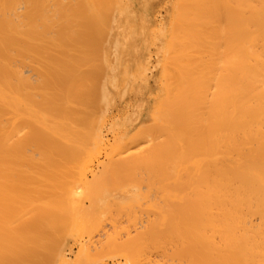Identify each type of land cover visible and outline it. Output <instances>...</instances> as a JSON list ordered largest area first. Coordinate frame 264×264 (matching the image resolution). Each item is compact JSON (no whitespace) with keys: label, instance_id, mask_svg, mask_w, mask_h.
Segmentation results:
<instances>
[{"label":"bare ground","instance_id":"1","mask_svg":"<svg viewBox=\"0 0 264 264\" xmlns=\"http://www.w3.org/2000/svg\"><path fill=\"white\" fill-rule=\"evenodd\" d=\"M93 1H94L93 4H96L97 2L101 3L100 5H97L98 3L94 5V11L97 14L99 13L98 14L100 15L99 17L102 18L100 19L101 26L99 25V20H96L95 16L97 14L93 13L92 11L93 15L95 14L94 17L95 20L98 22L97 25L99 27L95 25L97 22H95L94 24L95 20L91 22L93 18H91L90 21L91 23L88 22L89 20L87 21V19L91 17L88 16L89 14L87 13V10L90 12L92 10L90 8L92 7L90 5L91 4L90 2H92L91 0L90 2L89 1L87 2L86 0H0V264H53L54 262L56 263V261L58 260L56 258L57 255L56 257H54V255L51 254V251L52 252L55 251L56 247L54 249L50 247H52L55 243L58 242L57 249L60 250L59 247L61 248L62 246L61 243H63V237H65L67 234H62L61 236H59V238L62 237V240L60 238L61 241L59 244V238H57V236H55V239H53L54 238L53 232L56 231L59 232V230H63V232L65 231L70 232V230H73L72 227L74 225L76 226L78 223H81L79 225L80 226L83 225L85 228L89 226L88 225L89 222L86 221V219L83 220L84 218L83 216H82V220L77 216L78 213L82 211V209L80 210V208H83V204H84L80 200L81 199L80 197L83 196L80 193L81 192L83 193L84 187H86L87 189H89L90 187L88 186L89 187L88 188L86 184H85L86 186H84L83 188L80 187L81 185L79 186L80 190L77 189V193L79 192L78 194L81 195L79 196L80 198L79 199L76 195V191L73 190L74 189L73 186L75 185V182H73L74 185L71 186V190H69L68 188L70 186L67 187L66 185H68V183L70 182L69 181L70 179L67 180L68 176H70L69 178H72V176H74L72 179L74 180L77 179L75 176L78 173L75 174L71 172L70 167L78 168L80 161H82V158L84 157L83 155L84 151L82 149L83 147L79 148L81 150L78 151V147L82 145V144L80 145V143H82V141L80 140L82 139V137H84L86 140L84 139L83 140L85 141L86 144L87 143L86 141H88L89 138L91 137V136L90 137L87 136L88 137L87 138L86 137L87 132L86 133L83 132L84 133L83 134L80 131V129L77 127H81L82 129L85 130L87 129L90 130L91 129L90 125H92L93 127L95 123L94 120L96 121V119H98L97 114H95V116L93 115L95 118L97 116V118L94 119L92 118L93 116L90 117L92 114H89L88 111L87 113L90 116L86 115L85 110H84L85 112L81 109H80L81 111L79 110V107L87 105L86 103L90 100L88 98L89 96L90 98L93 97V96L91 97V93L88 90L90 89L92 91L93 89V91H96V89L91 87H93L94 85L96 86L97 83L92 82L90 85L89 76H95L94 77L95 79H97L98 77V80L101 81L100 79L101 77H104V75L100 76L99 73H101L102 75V72H105V76L106 74L109 73V72L106 73L107 66L104 67L105 66L104 63L106 61H110V62L113 61V63H115L114 54H116L115 52L118 49L114 47L118 44V42L117 44H114L117 41L115 40L114 42V39L116 37L114 38V34L111 31H110L111 33L109 32L110 28L112 29L115 23L114 0L113 1L109 0V2L111 1L110 6L108 5L107 0H96V2L95 0ZM194 1L195 0H193L192 2ZM197 1L198 0H196V2L193 4L189 3V5H187L186 1H184L185 3L182 1L184 3V6L182 2H181L182 6L181 3L178 4L179 7L180 6L182 7V9L180 7L179 10H183L182 15L181 13L177 14L179 16L180 15L182 16V24L181 25L178 24L180 26H178L177 29L176 28L177 23L176 22L174 23L175 24L174 26L176 27L174 26L173 27L177 29L175 30V32L177 33L176 34L175 32L172 33L173 35L175 34V36H173V42L171 44L173 45L171 47L172 50L170 49L169 52V54L171 53L173 56L172 58L169 57L170 62H167L169 64L171 63L170 68L168 70L166 69L167 70L166 76H168V78H166L167 80L165 82L168 88L169 104L166 103L167 99H165L164 101L166 103L165 105L168 104V106L165 107L164 109L165 111L163 112L160 111V113L161 112L163 113L161 114L162 117L160 116L161 121H164V123L166 124L165 126L166 128H164V126L157 127L154 126L153 124L151 125V127L149 126L150 128L146 127L148 128V130L151 129L152 126L154 128L157 127L156 130L154 128L152 129L153 132L150 130L153 134L151 137L154 136V133L156 131L157 132L155 133V135L160 132L162 133L161 131L162 128L164 130L166 129L168 132L167 138L164 141H162L163 134L160 135L161 138L158 137L159 134L156 135V137L160 140H156V142L154 143L151 142V144L148 143L150 144L149 145L150 147L148 146L146 148L145 146L144 148L142 147L144 149L143 151H140L139 148L140 153H138V151L135 150L136 146L139 145L137 144V140L135 142V144L137 145L134 147V149L127 147L128 144L132 142L131 139L130 143L128 142V144L123 145V148L126 146L127 148H129L127 150L132 152V153L129 152L131 156L128 155L129 153H127L126 155L127 157L125 158L123 157L125 159V161L123 162L120 161L121 159L120 156H117V158L119 157L118 158L119 160L117 161L116 165L119 164V162H121V165L119 164L120 166H118L119 170H116V168L115 169L113 168L112 170V173H114L113 171L116 170L115 171L116 177H118V180L124 182L128 179L127 181L130 180V182L135 181L136 183H138L139 181L142 184H144L145 182L143 181L145 179L143 177L146 176L149 177L148 179V182L150 180L149 184L152 181H155V179L157 181L160 180L158 182L162 183L161 181L166 179L168 180L169 177L170 179L172 177H175L176 179H179V181L181 180L180 185L182 182H184L183 180L184 172L182 178L181 176L182 174L179 176H177L176 174H175L176 176L175 175L170 176L171 175L170 170L172 169L173 174L175 169H178L179 172L187 171L186 172L187 175L189 173V175H192L193 179H191L190 177L189 183L191 184L186 183L183 186L185 187V185L189 184L190 192H188L187 194L185 193L186 194L185 196H182L179 200L175 202L170 201L169 199H168L169 201L167 200L164 201L163 199L161 200L160 198L159 200H161L162 203L158 201L161 203V205L159 203L157 204L160 205L159 207H157L160 208L159 210L158 209L154 211L151 209L149 210L147 206L150 212L148 211L146 213L144 212L145 216L143 215V213H141L143 215V218L145 217V222L144 220H142L143 219L141 217L142 215L138 217L139 218L138 221L141 220L145 223L144 224L142 222L144 225L143 227H141V229L137 228L136 227L137 224L135 225V223L130 224V221H132L133 218H131L130 220L129 212L132 214V216H134L135 219H137L136 217L137 213L130 211L132 207L133 209L137 210L135 208L136 206L129 204L132 206L128 207L129 210L127 211L119 208V206L116 207L117 209H119V213H118L119 216L124 215L125 216L124 218H126L128 215L129 218V220H127L128 226L126 225L127 228H124L126 227L123 226V223H125V219L123 218L124 220L123 221L121 216L119 217L118 215H116L117 213H114L116 204L115 206L114 204L112 205L114 206L113 207L114 209L111 210L116 216L113 215V217H115L113 218L111 216L112 212L110 213V211H109L110 213L109 215L110 217H112V219H115L113 220V222L115 221L114 223L119 222L117 225L115 224L113 225L114 227L116 226V229L119 228L118 226L123 227V230L121 231L122 228H119V231L121 232V234L125 232L123 235L124 238L128 229L131 231L130 228H132V224L134 225L133 227L137 228V229L134 228L135 230L132 229V231L134 232H136L137 230L138 231L137 233H134L135 235L133 234L134 236L129 235L130 238L129 240L126 241L125 239H123V241L125 240V242L122 243L119 240L120 238L118 239L119 241L116 240L118 238L117 234L119 231L116 230L117 232L115 231V233L117 234L114 235L115 233L114 234L112 233L114 231L113 230L114 227L113 228L108 227V224L105 223L106 226L105 229L110 228V230H108L109 233L108 231L107 232L104 231L105 232L104 233L101 230L100 231L103 233L99 231H98L99 233L97 232L96 233L98 234V236L99 234L106 235L107 233L106 237L107 236L109 237V235H111L110 232L112 231L111 232L112 237L117 236V238L116 237L115 239L113 238L115 242L114 241L110 242L111 239L109 237V240L106 241L108 243V244L106 243L107 245L106 246L104 245L105 239L103 237L102 238L104 240L102 238L97 239L96 236L95 237L97 240L95 241L99 242L98 243L99 246L100 244L102 245V242L104 241L103 242L104 246L103 245L102 246L106 248V250L107 247L112 245L113 242L114 249L117 251L116 253L124 257L126 261L125 264L126 263L127 264H171L174 263L175 261L176 264H264V1L256 0V2L254 3L253 1H250L251 3L248 2L249 0L248 1L240 0L241 3H239L240 1H237L238 4H242V1L244 3L247 2L245 3L246 6L247 4L251 6V4L255 5V3L257 4L258 2L262 3L261 5L262 7L260 5H259L260 7L256 5L258 8L256 6H251V9L253 10H249L247 15L244 14L245 16H249L248 19L247 17L243 19L244 15H242L243 18L240 17V19L242 18L243 21L247 20L245 21L244 24L245 26L238 24L239 21L235 22L237 15L233 16L235 18L233 20L234 23H236L237 26L239 25L238 30L242 29V32L244 31V33H245V28L247 30L246 25L248 23L246 22L249 21L250 24L248 26L251 25V21L252 24H254V26L253 25L250 26L249 31L251 27L255 28V30L252 29L253 31H256L255 37L254 36L253 37L255 38V40L258 39L257 41L259 42L257 41L255 42L254 38L252 37L253 44L252 42H250L252 44V48H250L249 43L248 46L245 43V41H243L246 39L245 37L246 34L245 36H243L244 35L243 34L242 36L245 39H240V40L238 39L239 42L242 41V43L245 44L244 46L242 45L243 50H242V46L239 43H237V46H234L235 39L234 40L232 39L234 37L231 35L232 37L231 38L229 36L230 32L223 29L228 32V34L225 35V32L223 33L222 28L219 29L217 28L218 31L221 30L222 33L221 32L219 33L222 35L220 36L219 34V36H217L221 38H217L218 40L216 45L214 46L215 43L213 44V46L210 44L216 41V39L214 38L216 37L215 34L217 33V31L214 30L215 28L212 25L214 22H216V19H218L216 17L222 14V11H220L221 7L225 8L227 15L230 11V10L228 11L227 9L228 6L230 7L231 4H234L236 2L234 0H230V2L229 0H211V1L205 0V2L204 0L202 1L199 0L201 2H197ZM231 1L232 2L234 1V3H232ZM228 2L231 4H229ZM118 3H120V1ZM235 6L236 8H238L237 6L240 5H237L236 3L231 8H234ZM249 6L248 8L250 9ZM184 7L185 9H183ZM254 7L256 8L254 9ZM223 8L222 10L224 11ZM236 8L235 11L237 12L235 14H237L238 11L241 9L238 8V10H236ZM241 10H244V13L247 12V8H246V12L245 9H241ZM122 11L123 10L119 12L123 13ZM132 12L130 14H132ZM163 12H167V11H163ZM219 12H221V14H219ZM117 13H118V8L116 6L115 16ZM177 13L179 12L177 11ZM223 15L225 14L223 13ZM230 15L226 21L231 22L232 18L230 19ZM109 16L112 18H109ZM221 17L219 18L220 20ZM173 19L176 20V18ZM219 19L217 20L218 23L222 21V20L219 21ZM222 19L224 20V17ZM237 19H239V17H237ZM138 20L140 21V19ZM178 20L179 19H177V21ZM179 21L181 22V20ZM229 22L227 24H229ZM231 23L230 26L232 27ZM240 23L243 24V22ZM90 24L92 25L90 26ZM126 24L127 23H125V25ZM146 25L148 26V24ZM219 25L221 24L219 23ZM219 25L216 24L215 27L217 26L219 27ZM224 25L225 24H223V28H226L224 27ZM140 27L142 28V25ZM150 27H146V28H150ZM234 27L236 26L234 25ZM141 28L140 30H142ZM229 28L230 27L228 26V30ZM124 29H122L123 33H124ZM105 30L107 33L105 32ZM172 31H174L173 28ZM209 31L212 33L211 37H210L211 33ZM231 31L232 33H234L233 32L234 30ZM93 32L96 35H94ZM139 32L143 33L142 31ZM238 32H240V30ZM141 33H139V35ZM250 33L254 35L253 32ZM142 35L144 34H141V36ZM223 35L224 37L229 36V40L228 38H226L227 42H229L231 39L233 40L234 43L229 46H231V48H234V51L233 50H231V52L227 51L226 48L228 47V49H230V47L228 46V44H226V42H223L224 41V39H222ZM237 36L240 35L237 34ZM237 36H235V38H237ZM250 36L251 34L249 35V38H251ZM126 37H124V39ZM127 38L129 39V37ZM212 38L214 39L213 42H212L213 40ZM249 38L246 39V42L252 40V39L249 40ZM206 40L207 43L211 46H209L208 44H204L206 43L205 42ZM220 40L221 41L223 40L222 43L226 45V48L221 44L219 45V42H221ZM125 42L128 44V41ZM167 43H168V39H167ZM201 43H203L204 46ZM131 44L134 45L133 42ZM141 45H143V43ZM205 45H208V47ZM95 46L97 47V49H95ZM106 46L109 49L106 48ZM245 46L246 48H244ZM90 47L91 49H89ZM116 47H118V45ZM236 47L238 49L241 47L240 48L241 50L239 49V51H237L238 49H236L235 51ZM114 48L116 49L115 51ZM123 48L124 47H122V49ZM215 48L216 49L219 48L223 50L226 49L225 50L226 53L223 50H216ZM88 49L91 50L92 52L89 51ZM214 49L215 52H210ZM126 51L127 50L125 49V52ZM163 51L164 50H162V52ZM232 51L234 52V54ZM133 52L135 53V50ZM155 52L158 51L155 50ZM90 53L95 56L91 55ZM160 54H162V56L164 55L163 53ZM219 54H221L222 58L218 57L220 56ZM223 54L224 55L228 54V55L224 56ZM230 54L234 57L232 56L230 57L229 56ZM214 55L216 56L214 57ZM87 56L90 58H88ZM115 57L117 58V55H115ZM123 57L124 58L121 57L120 59H118L120 60V63L124 59L126 60L127 56L126 57L123 56ZM92 60L96 62L94 63ZM118 60L116 59V62ZM91 61L93 62V64H91L92 63ZM113 63L111 64L113 65ZM124 67L126 69V66ZM122 68H123V64H122ZM148 70L152 71L150 69ZM169 70L171 72H169ZM96 73H98L97 77L96 75H93ZM141 73L142 72H140V74ZM35 75L36 78H33V76L35 77ZM111 75L112 76L110 78L107 77L109 78V80L112 77H115V75L114 76L113 74ZM137 75H135V77ZM125 77L127 78V76ZM113 79L115 81L114 83L118 82L116 81L117 79L116 80L115 78ZM103 81L104 80L102 79L101 81L102 84ZM163 82L164 81H162V84ZM111 83L113 84V82ZM121 86H119L120 90L122 88ZM124 86L123 89H127L124 88ZM87 92H89L90 94H88ZM124 92L125 90H123V93ZM123 93L122 96L124 97L125 95H123ZM124 94H126V92ZM96 95H98L99 97V95L101 94H96ZM127 95H129V93H127ZM101 96H102L101 101L103 99L104 101L103 105L105 104V106L100 104V100L96 96L93 97L94 99L92 98L91 101H94L97 104L94 103L93 106V102L89 101L88 105L90 107L92 106L91 108H94L95 106L99 105L97 106L98 110L102 107L101 109L103 112V110L106 108V105L108 104V101L110 105L109 108L113 106L112 103L113 101L111 100L112 97L110 98L109 95L103 96L102 93ZM86 97L88 98L87 102H86ZM95 98L97 99L96 101ZM164 102H163V106H165ZM69 105H74L76 108L74 107L72 108ZM87 106L85 108L89 109L90 107ZM95 109L94 111L97 112V110ZM94 111L93 114L95 113ZM109 111L110 110H108V112ZM138 114L140 115V112ZM116 119L117 117L115 118V120ZM102 120L106 121L105 118ZM127 120H129V117ZM63 121H68V122H63ZM69 122L70 123L75 122L72 123L74 124L75 128L73 127L72 124L70 125ZM84 123H86L85 125H87L88 123L90 128L87 127L88 125L86 126L87 129L86 127H83ZM106 123L103 124V126L106 125ZM97 125L98 124H96V126ZM157 129H159L160 132ZM89 130L87 131L90 132ZM99 130H102V128H100ZM166 130L164 132H166ZM68 132H70L71 137L74 140H78V138L81 137L80 140L77 141L79 142L78 147H72L73 146L72 141H68V142H72L71 143L72 146L69 144L65 145L66 143L64 144L62 141H60L61 138L60 139H58L59 137L57 138V136H62V138L64 139L67 138L66 135L70 136ZM101 132L102 131H100V133ZM121 133H123V131ZM150 133L149 135L147 133L145 134L150 136ZM119 135L118 137H120ZM114 137H116L115 134ZM142 138H144V136H142ZM153 138L154 139L152 140L154 141L155 139H157L155 137ZM133 139L135 140V137ZM108 143L110 144V142ZM131 144L133 146L135 145L133 143ZM108 145L107 147H109ZM67 146L69 147L71 146L72 150H77L75 151L76 153L74 151H71V149ZM121 147L119 148L122 149ZM132 150H135L134 154ZM125 152H122L123 156H125L124 155ZM136 152L138 153V155L135 154ZM118 154L116 153V155ZM116 155H113L112 158H114V156ZM132 155L133 158H131ZM90 161L92 163V160ZM103 162L100 163L101 166ZM104 164L102 168L105 167ZM112 164L113 161H111V165ZM113 166L115 167V163L113 164ZM125 168L128 170H126ZM120 169L122 170L125 169L126 171L121 170L122 172H120ZM101 171L99 169L97 172H100L101 174ZM118 171L119 173H121L120 175H122L121 176L122 179L119 178L120 177L119 173H116ZM69 172L70 174L72 173L74 175L72 174L68 175ZM74 172L76 171L74 170ZM130 172H131L130 175L127 174ZM112 173L111 175H113ZM136 173H138L140 176L137 175ZM140 173H142V176ZM143 173L145 176L143 175ZM131 175L134 176V177L132 176L133 180L130 177ZM187 175H185L186 180L188 179L187 177H189ZM97 176L95 177L97 178ZM123 177L125 179H123ZM164 177L165 179H163ZM111 178L112 177H110V180L107 181H111ZM86 179L84 180L86 181ZM84 180L81 179L80 181H84ZM92 180L94 183V177L93 178L91 177V180L87 179L85 183L91 181L90 182L91 184ZM70 183L73 184L72 182ZM83 183L84 182H82V185H84ZM177 183H178L177 188L176 185H174L175 187H173V182L167 183L168 185H166L165 183L164 184L168 187H170L169 185H172L170 189L172 190L177 189L179 192L180 190L184 191L187 188V187L183 188V186L179 185V182ZM149 184L145 183V185H149ZM153 185L155 186V184ZM62 187H65V189L68 188L69 191H66ZM143 187L144 185H142L141 188L143 192H145L144 189H146L145 188L146 186L144 187V189ZM136 188L138 189L139 187L136 185ZM136 188L132 187V189L135 190ZM157 188H159L160 190V187ZM54 189L58 190V194L59 192L61 193V191H64V194L66 195L68 194V196L65 197L66 199L63 198V196L59 197V195L56 194V190ZM112 190L116 191L114 189ZM153 191L156 192L157 190L153 189L152 192ZM152 192H149L150 195ZM153 194L154 193H152V195ZM150 195L148 196L150 197ZM155 195L152 197L154 198ZM158 195L159 194L157 193V196ZM149 197L148 200H152V198L150 197L149 199ZM91 198L95 199V197H91ZM91 198L90 200L92 201ZM45 200L47 201L45 202ZM110 203L111 200L109 202V206ZM88 207L89 205H87V208ZM138 210L141 209L138 208ZM146 210L147 209L143 211ZM120 211H122V213L124 212V214L122 215ZM143 211L141 210L139 211V213ZM96 217L97 216H95V218ZM117 220L119 221L116 222ZM121 222H123L122 225H120ZM140 222L138 223V225L142 226ZM95 224L93 226L94 228L91 227V229H95L97 223ZM100 225L101 224H99V226ZM101 227H103L102 228L103 230L104 226L101 225ZM124 229H126L127 231L126 230L124 231ZM127 233H129V231ZM90 238H94V237L90 236ZM100 239L102 241H100ZM83 240L86 241L88 240V238L86 240L84 238ZM89 241H92V239ZM116 241L121 243L116 245L117 243ZM96 242H94L95 246H97ZM165 242L166 245H164V247L168 245L170 247V245H173L171 246L173 248L170 247L172 249V252L169 247H165L167 249V253L169 248L170 252L168 253V255L171 258L167 257L168 255L166 251L165 252L163 251L166 250L162 246L163 244H165ZM80 244L82 243L79 242V244L77 245ZM89 246H91L92 248L94 244ZM99 246L97 247V249L100 248ZM159 248H162V250L160 249L161 254L159 252L160 251ZM100 249L102 251V254H104L103 250L105 249L103 250L102 248ZM114 249L113 252L115 251ZM155 249L157 252H159V255H157L158 260L153 259L155 254H153L151 257V254L154 252ZM78 252H79L78 254L79 256L83 254H88L86 248L83 247H81V249L79 247ZM96 252L99 255L100 251L97 250ZM96 252H94L93 254V249H92V251L89 252V254L92 253L93 254L92 257H93L94 255H97L95 254ZM165 253L166 256H164ZM170 253H172V255ZM161 255L164 256L163 261H159ZM69 257L70 256H68L67 258ZM54 258H56L57 260L55 259L56 261L53 262ZM165 258L166 261H164ZM169 258L171 259V261L173 259L174 262L173 261L170 262ZM89 259L91 260L92 258ZM113 260L116 259L114 258ZM117 260H118V256H117ZM92 261H96V259H92ZM112 262L113 261H111V263ZM102 263L104 264V262ZM118 263L119 262L117 261V264ZM77 264H84V260L78 259ZM113 264L115 263L113 262Z\"/></svg>","mask_w":264,"mask_h":264},{"label":"rangeland","instance_id":"2","mask_svg":"<svg viewBox=\"0 0 264 264\" xmlns=\"http://www.w3.org/2000/svg\"><path fill=\"white\" fill-rule=\"evenodd\" d=\"M87 2L89 1L90 2V0H86ZM92 2H90L89 4L93 7H90V5H89V7L92 9L91 10V12L90 11H88L87 10V13L89 14L88 16H91V17H89V19H87V21L89 22V23H91V22H93L94 20H95V17H96V20H99V25L101 26V20L100 19H102L101 17H99L100 15H98L95 11H94V5H96V4H93V0H91ZM108 2V5L110 6V3H111V1L109 2V0H107ZM113 1V0H112ZM120 1V3L122 4H120V3H118ZM144 1V2H143ZM154 1V2H153ZM184 1H186V3H187V5H189V3H191V4H193V3H195L196 2V0L194 1V2H192L193 0H180V2H179V0L177 1V0H173V1H171V0H114V5H115V7L117 6V8H118V13L116 14V16H115V7H114V21H115V23H114V25H113V27H112V29L110 28V30H109V32L111 31L113 34H114V42H115V40H117L114 44H117V42H118V47H116V46H114L115 48H118L117 50L114 48V51L116 50V54H114V58H115V60H114V62L115 63H113V61L112 62H110V61H104L105 63H104V67H106L107 66V68H106V73L107 72H109L110 73V75H109V73L108 74H106V76H105V72H102V75H101V73H99L100 74V76H103L104 75V77H105V79H104V77H101V81H102V79L104 80L103 81V84H102V82L101 81H99L98 80V77H97V75H98V73H96V74H93V75H96V77H97V79H95L94 77L95 76H89L90 77V85H91V83L92 82H95V83H97V85H98V87H100V88H98L97 87V85L94 87H91V88H94V89H96V91H93V89H92V91L89 89V88H87V89H89L88 91L91 93V97L93 96V97H98V95H96V94H101L102 95V93H103V96H107V95H109V97L111 98V100L113 101L112 103H113V106H111L110 108H109V101H108V106L106 105V108L104 109V110H106V111H104L103 110V112H102V107L98 110V107L97 106H99V105H97V106H95L96 107V109H95V107L94 108H91L89 105H88V102L89 101H91V99L93 98H90V96L88 97L90 100L87 102V97H86V104L88 105H86L87 107H90L89 109H87V108H85L86 106H81V107H79V110L81 109V110H85L84 112L86 113V115H89V114H92L90 117H92L93 115L95 116V114H97V116H98V119H96L97 118V116H96V118L93 116L92 118H94V119H96V121H97V123H96V121L94 120V125H93V127H92V125H90L91 126V129L89 130V129H87V127L88 128H90V126L88 125V123H87V125H85L86 123H84L83 124V127H86V129L87 130H89L90 132H88L87 130H85V129H82L81 127H77V128H79L80 129V131L83 133V132H87L85 135H86V137L88 136V137H90L89 138V142L88 141H86L87 143L85 144V141L84 140H86L84 137H82V139L80 140V138H78V140H80V141H82V143H80V145L81 146H79L78 147V145H79V142H77L78 140H74L72 137H71V134H70V132H68V134L70 135V136H68V135H66L67 136V138H62V136H57V138L58 139H60V141H62L65 145H71L72 146V142H73V146L72 147H78V151H80L81 149H79V148H82L83 149V151H84V153L83 152H81V153H83V155H84V157L82 158V161H80V163H79V165H78V168L76 167V168H72V167H70L71 168V172H73V173H78V174H76V178L77 179H72L74 176H72V178H69L70 176H68V179L67 180H69L70 182H75V185H74V183L73 184H71L70 182L68 183V185H66L67 187L68 186H70V187H68L69 188V190H71V186H73V190L74 191H76V195H77V197L79 198V196H81L80 194H82L83 196L82 197H80L79 199L81 200V202L82 203H84L83 204V208H80V210L82 209V211H80L79 213H78V218H81V220H82V216L84 217L83 218V220H85L86 219V221H88L89 222V226H87L86 228L82 225V226H80L79 224H81V223H78L76 226L74 225L73 227H72V229L73 230H70V232H67V231H65V232H63V230H59V232L58 231H56V232H53V236H54V238L53 239H55V236H57V238H59V236H61L62 234H67L65 237H63V243H61V245H59V246H61V248L59 247V249L60 250H58L57 248H58V242L57 243H55L52 247H50V248H52V249H54L55 247H56V249H55V251H51V254H53L54 255V257H56V255H57V259L59 260H57L56 258H54L53 259V262L54 261H56V263L54 262L53 264H77L78 263V259H83L84 260V264H103L102 262H104V264H113V262L115 263V264H117V261L119 262L118 264H123V262H124V264H125V259H124V257H122L121 255H119L118 253H116L117 251L114 249V243L112 242V245H108L109 247H107V250H106V248H104L103 246L104 245H106V241H108L109 240V237H110V242L111 241H114L115 242V237L117 238V236H118V238L116 239L117 241H121L122 243H124L125 242V240L127 241V240H129L130 238H129V235H133L134 233H137V231L136 232H134V231H132V229H137V228H139V229H141V227H143V225L145 224L144 222H145V217L143 218V215L145 216V214H144V212L146 213L147 211L148 212H150L149 210L151 209V210H159L160 208H157V207H159L160 205H161V203H162V199L165 201V200H167V201H177V200H179L182 196H185L188 192H190V186H189V184H191V183H189L190 182V177H191V179H193L192 178V175H189V173H188V175H187V171H181V172H179L178 171V169H175V171H174V174H173V172H172V169L170 170L171 171V175L170 176H173V175H177V176H179V175H181L182 176V178H183V172H184V178H183V180H184V182H182L181 183V185H180V182H181V180L179 181V179H176L175 177H172L171 179H170V177L168 178V180L166 179V180H163V179H165V177L162 179L163 181H161L162 183H160V182H158V181H160V180H156L155 179V181H157V182H155V181H152L150 184L152 185H150L149 184V182H150V180H149V182H148V179H149V177H146L145 175H144V173H143V175L145 176V177H143L145 180L143 181V182H145L146 184L148 183L149 185H145V183L144 184H142L141 182H139L138 181V183H136L135 181H131L130 182V180L129 181H121V180H118V177H116V175H115V171L116 170H119V167L118 166H120L121 165V162H123V161H125V157H127L126 155H127V153H129L130 151L129 150H127V149H129V148H127V147H130L131 149L133 148L134 149V147L137 145V144H139V145H137L136 146V149L135 150H137L138 151V153H140L139 152V148H140V151H143L144 149V146H145V148L148 146V147H150L149 145L151 144V142H156V140H160V139H158L157 137H156V135H158V137L159 138H161V136L160 135H162L163 134V139H162V141H164L166 138H167V136H168V132H167V130H166V132H164L165 130L162 128H159V129H161V131H162V133L160 132V130L159 129H157L160 133H158V134H156L155 135V133L157 132H155L154 133V136L153 137H155V138H157V139H155V141L154 140H152V139H154L153 137H151L153 134H152V132H153V126H152V128L151 129H149L148 130V128H150L151 127V125L153 124L154 126H164V128H166L165 126H166V124L164 123V121H161V117H162V115L161 114H163L162 112L163 111H165L164 109H165V107H167L168 106V102H169V95H168V88H167V86H166V78H168V76H166L167 75V70L170 68V64L169 63H167V62H170L169 61V57L170 58H172V54L170 53L169 54V52H170V49L172 50V46L173 45H171L172 44V42H173V36H175V34L177 33V32H175V30H177L178 29V26H180L181 24H182V14H183V10H179V8L182 6V3ZM202 1V0H201ZM201 1H197V2H201ZM206 1H208V0H206ZM211 1V0H210ZM234 1L237 3V5H240V6H237L238 8H241V9H245V12H246V8H247V12L246 13H244V10H239L240 11V13H239V11H238V13L237 14H235L237 11H235V8H236V6L234 7V8H231V7H233L234 6V4H236V3H234ZM232 3H234V4H231V3H229L230 2V0H229V4H231V6L229 7L228 6V11H229V13L226 15V11H225V8H223V7H221V10L220 11H222V14H221V12H219V14H221L220 16H217L216 18H220L222 15H223V13L225 14V15H223L222 17H221V20L219 19V21H221V22H219L221 25H219V23L217 22V20L218 19H216V22H214L213 23V25L212 26H214V30L215 31H217V33L215 34L216 35V37L214 38V39H216V41L215 42H213L214 41V39L212 40V42L213 43H210L212 46H213V44H214V46L216 45V43H217V38H221V37H217V36H219V32H221V30H219L218 31V29L219 28H222V30L223 29H225V30H227L228 32H230L229 33V36L231 37V35L234 37V38H232L233 40L235 39V43L233 42V40L231 39L229 42H227V39L226 38H228V40H229V36H225L224 37V35H223V37H222V39H224V41L223 42H226V44H228V46L229 45H232L233 43L235 44L234 46H237V43H239L241 46L243 45H245V44H243L242 43V41L241 42H239L238 41V39L240 40V39H245L243 36H245V34H246V39L247 38H249V35L251 34V38H249V40H251V41H248V42H246V39L245 40H243V41H245V43L248 45V43H249V47L250 48H252V44H253V38L255 37V34H256V31H253V30H255V28H252L251 27V29H250V31H249V28H250V26H254V24H252V21H251V25L250 26H248L250 23H249V21L248 22H246V23H248L247 25H246V27H247V30H246V28H245V33H244V31L242 32V29H239L240 30V32H238L239 30H238V26H237V24L236 23H234V15L236 16L237 15V17H239V19H237V17H236V20H235V22L236 21H239V23L238 24H240V25H242V26H245L244 24H245V21H247V20H244L243 21V19H245L246 17H247V19H248V17L249 16H245L244 14H248V11L249 10H253V9H251V6H256V5H258V7H260L261 5H262V3L260 2H258L257 4L255 3V5L253 4H251V6H249V4H247V6H246V4L245 3H247V2H243L242 1V4H238V2L237 1H240V0H234ZM246 1H248V0H246ZM250 1H253V3L254 2H256V0L254 1V0H249L248 2H250ZM260 1V0H259ZM262 1H264V0H262ZM95 2H96V0H95ZM103 2V1H102ZM123 2H125V3H127V4H125V3H123ZM170 2V3H169ZM178 2V3H177ZM182 2V3H181ZM204 2H205V0H204ZM203 2V3H204ZM225 2V1H224ZM143 3V4H142ZM161 3H162V5H161ZM166 3V4H165ZM168 3V4H167ZM181 3V6L179 7V5L178 4H180ZM185 3V2H184ZM184 3H183V6H184ZM239 3H241V1L239 2ZM251 3V2H250ZM93 4V5H92ZM101 3H98L97 5H100ZM103 4V3H102ZM125 4V5H124ZM149 4V5H148ZM153 4V5H152ZM177 4V5H176ZM107 5V4H106ZM152 5V6H151ZM227 5V4H226ZM260 5V6H259ZM172 6V7H171ZM176 6V7H175ZM248 6L250 7V9L248 8ZM126 7V8H125ZM139 7H142V8H139ZM188 7V6H187ZM257 7V6H256ZM256 7H254V9L256 8ZM257 7V8H258ZM262 7V6H261ZM87 8V7H86ZM121 8V9H120ZM125 8V9H124ZM161 8V9H160ZM163 8V9H162ZM167 8V9H166ZM176 8V9H175ZM222 8L224 9V11L222 10ZM238 8H236V10H238ZM89 9V8H88ZM120 9V10H119ZM129 10V13H128V10ZM142 9V10H141ZM159 9V10H158ZM181 9H182V7H181ZM183 9H185V7L183 8ZM90 10V9H89ZM121 10H123L122 12L124 13V15H123V13H121V12H119V11H121ZM130 10H131V12H132V14H133V16H137L136 18L135 17H133L132 16V14H130L131 12H130ZM145 10V11H144ZM171 10V11H170ZM92 11H93V13H96L97 15L94 17V15H93V13H92ZM127 11V12H126ZM163 11H167V12H163ZM177 11L179 12V13H177ZM217 11H219V10H217ZM234 11V12H233ZM150 12V13H149ZM120 13V14H119ZM126 13V14H125ZM181 13V17L179 16V15H177V14H180ZM230 13H231V15H230ZM128 14H130V15H128ZM154 14H155V17H154ZM170 14V15H169ZM174 14H176V15H174ZM240 14V15H239ZM92 15H93V17H92ZM158 15V16H157ZM229 15H230V19H231V22H229V21H226L228 18H229ZM242 15H244V18H243V16ZM97 16H98V18H97ZM108 16V15H107ZM150 16V17H149ZM179 18H178V17ZM224 17V20L222 19ZM240 17H242L241 19H240ZM86 18V17H85ZM91 18H93L92 19V21H91ZM109 18H112V17H110L109 16ZM135 19V20H133V19ZM153 18V19H152ZM165 20H164V19ZM167 18V19H166ZM173 18H176V20L175 19H173ZM181 18V19H180ZM226 18V19H225ZM104 19V18H103ZM116 19V20H115ZM138 19H140V21L138 20ZM177 19H179V20H181V22L178 20L177 21ZM229 19V20H230ZM94 21V24H95V22H97V21ZM107 20H109V19H107ZM111 20V19H110ZM138 20V21H137ZM153 20H154V22H153ZM175 20V21H174ZM91 21V22H90ZM132 21V22H131ZM149 21V22H148ZM152 21V22H151ZM157 21V22H156ZM162 21V22H161ZM130 24H129V23ZM152 24H151V23ZM177 23V27L176 26H174L175 24L174 23ZM225 22V23H224ZM229 22V24H227ZM240 22H243V24H241ZM87 23V22H86ZM119 23H120V25H119ZM125 23H127L126 25H125ZM160 25H159V24ZM225 24L224 25V27H226V28H223V24ZM230 23H231V25H232V27L230 26ZM98 24V22L95 24V25H97ZM118 24V25H117ZM137 24V25H136ZM146 24H148V26L146 25ZM178 24H180V25H178ZM215 24V25H214ZM216 24L217 25H219V27L217 26V27H215L216 26ZM92 24H90V26H91ZM94 25V26H95ZM117 25V26H116ZM122 25H125V26H122ZM134 25V26H133ZM142 25V28L140 27ZM150 25H151V27H150ZM159 25V26H158ZM234 25L237 27H234ZM98 26V25H97ZM96 26V27H97ZM120 26V27H119ZM145 26V27H144ZM154 26H155V28H154ZM158 26V27H157ZM176 27V28H174V27ZM228 26L230 27L229 28V30H228ZM99 27V26H98ZM122 27H124V28H122ZM144 27V28H143ZM146 27H150L151 28V30H150V28H146ZM124 29V33H123V31H122V29ZM140 28L142 29V30H140ZM172 28L174 29V31H172ZM213 28V27H212ZM218 28V29H217ZM233 28V29H232ZM126 29H129V30H126ZM162 29V30H161ZM237 29V30H236ZM253 29V30H252ZM108 30V29H107ZM149 30H150V32H149ZM225 30H223V33L225 32V35L226 34H228V32L227 31H225ZM231 30H234L233 32L234 33H232V31ZM139 31H142L143 33H141V32H139ZM158 31V32H157ZM163 31H165V32H163ZM172 31V32H171ZM98 32H99V30H98ZM105 32H106V30H105ZM110 32V33H111ZM118 32V33H117ZM130 32V33H129ZM146 32V33H145ZM173 32H175V34L173 35L172 33ZM210 32V31H209ZM212 32H213V30H212ZM236 32V33H235ZM238 32V33H237ZM250 32H253L254 33V35L252 34V33H250ZM94 33V32H93ZM96 33H97V31H96ZM107 33V32H106ZM135 33V34H134ZM139 33H141V34H144V35H142L141 36V34L139 35ZM147 33H149V34H147ZM154 33V34H153ZM157 33V34H156ZM211 33V32H210ZM209 33V34H210ZM222 33V32H221ZM99 34V33H98ZM124 34V35H123ZM153 34V35H152ZM162 34H163V36H162ZM236 34V35H235ZM237 34L238 35H240V36H237ZM244 34V35H243ZM248 34V35H247ZM94 35H96L95 33H94ZM139 35V36H138ZM150 35V36H149ZM165 35V36H164ZM222 34H220V36H221ZM243 35V36H242ZM122 36H123V38H122ZM129 37V39L127 38V37ZM138 36V37H137ZM149 36V37H148ZM160 36V37H159ZM212 36V33H211V35H210V37ZM235 36H237V38H235ZM242 36V37H241ZM248 36V37H247ZM254 36V37H253ZM124 37H126L125 39H124ZM141 37V38H140ZM146 37V38H145ZM153 37V38H152ZM165 39H164V38ZM238 37H241V38H238ZM253 37V38H252ZM151 38V39H150ZM258 38V37H257ZM256 38V39H257ZM121 39V40H120ZM123 39V40H122ZM158 39H159V41H158ZM161 39H162V41H161ZM167 39H168V43H167ZM237 39V40H236ZM120 40V41H119ZM128 41V44L125 42V41ZM141 40V41H140ZM164 40V41H163ZM210 40V39H209ZM226 40V41H225ZM258 40V39H257ZM257 40H255V38H254V41L256 42ZM261 40V39H260ZM122 41H124V42H122ZM153 41V42H152ZM156 41V42H155ZM221 41V40H220ZM222 41L221 42H219V45L221 44V45H223V46H225V48H226V45H224L223 43H222ZM237 41V42H236ZM262 41V40H261ZM134 43V45L133 44H131V43ZM148 42V43H147ZM206 43H204V44H208L207 43V40L205 41ZM211 42V41H210ZM250 42H252V44L250 43ZM254 42V43H255ZM257 42H259V41H257ZM139 43H140V45H139ZM143 43V45H141ZM163 43H164V45H163ZM122 45V47H124L123 49H122V47H121V45ZM158 46H157V45ZM166 44V45H165ZM203 46H204V44L203 43H201ZM124 45V46H123ZM131 45V46H130ZM138 47H137V46ZM148 45V46H147ZM152 45V46H156V48H155V46L154 47H150V46ZM209 45V44H208ZM208 45H205V46H207L208 47ZM211 45H209V46H211ZM218 45V46H219ZM120 46V47H119ZM130 46V47H129ZM142 46V47H141ZM160 46V47H159ZM243 46H242V50H243ZM248 46H247V48H248ZM108 47H109V45H108ZM107 46H106V48H108ZM132 47H133V49H132ZM149 47V48H148ZM206 47V48H207ZM220 47V46H219ZM222 47V46H221ZM230 47V49H228V47L226 48L227 49V51H229V52H231V50H233L234 51V48H231V46H229ZM233 47V46H232ZM239 47V46H238ZM94 48V47H93ZM121 48V49H120ZM143 48V49H142ZM163 48V49H162ZM205 48V47H204ZM209 48H212V47H209ZM224 48V47H223ZM241 48V47H240ZM239 48V49H240ZM244 48H246V46L244 47ZM89 49H91V47L89 48ZM88 49V50H89ZM95 49H97V47L95 46ZM109 49V48H108ZM125 49L127 50L126 52H125ZM147 49H148V51H147ZM158 49V50H157ZM216 49V48H215ZM215 49L214 50H212V51H210V52H215ZM226 49H219V48H217L216 50H223L225 53H226ZM236 49H238L237 47L235 48V51H236ZM239 49L237 50V51H239ZM93 50V49H92ZM130 50V51H129ZM135 50V53L133 52ZM155 50L156 51H158V52H155ZM162 50H164L163 52H162ZM168 50V51H167ZM208 50V49H207ZM241 50V49H240ZM89 51H91V50H89ZM89 51H87V52H89ZM99 51V50H98ZM107 51V50H106ZM160 51V52H159ZM204 51V50H203ZM232 51V52H233ZM92 52V51H91ZM95 52V51H94ZM93 52V53H94ZM108 52V51H107ZM126 54H124V53ZM128 52V53H127ZM172 52V51H171ZM229 52H227V53H229ZM96 53H97V51H96ZM109 53V52H108ZM155 54V56H154V54ZM157 53V54H156ZM160 53H163L164 55L162 56V54H160ZM237 53V52H236ZM91 54V53H90ZM122 54V55H121ZM128 54H129V56H128ZM150 54V55H149ZM165 54H167V55H165ZM214 54V53H213ZM216 54V53H215ZM233 54H234V52H233ZM89 55V54H88ZM91 55H93V54H91ZM100 55V54H99ZM115 55H117V58L115 57ZM121 55V56H120ZM152 55V56H151ZM171 55V56H170ZM211 55V54H210ZM220 56H218V57H221L222 58V56H221V54H219ZM224 55V54H223ZM226 55V54H225ZM224 55V56H225ZM228 55V54H227ZM226 55V56H227ZM93 56H95V55H93ZM123 56H127L126 57V60L124 59L123 61H121V63H120V60H118V59H120L121 57L122 58H124ZM158 56V57H157ZM216 55H214V57H215ZM230 57L232 56L231 54L229 55ZM237 56V55H236ZM88 57V56H87ZM132 57H134V58H132ZM150 57V58H149ZM158 59H157V58ZM167 57V58H166ZM232 57H234V56H232ZM88 58H90V57H88ZM97 58V57H96ZM129 58V59H128ZM92 59H94V58H92ZM116 59L118 60L117 62H116ZM134 59V60H133ZM136 59V60H135ZM167 61H166V60ZM94 60H96V59H94ZM94 60H92L93 62H94ZM153 60H154V62H153ZM158 60V61H157ZM165 60V61H164ZM91 61V62H92ZM135 61H136V64H135ZM156 61V62H155ZM93 62L91 63V64H93ZM96 62V61H95ZM94 62V63H95ZM119 62V63H118ZM139 62V63H138ZM143 62V63H142ZM145 62V63H144ZM153 64H152V63ZM159 62V63H158ZM108 63V64H107ZM111 63H113V65L111 64ZM117 63H118V65H117ZM130 63V64H129ZM138 63V64H137ZM150 63H151V65H150ZM165 63V64H164ZM122 64H123V68H122ZM161 64V65H160ZM132 65H134V66H132ZM142 65H143V67H142ZM164 65H166V66H164ZM95 66V65H94ZM117 66V67H116ZM124 66H126V69H125V67ZM156 66V67H155ZM113 69H112V68ZM121 67V68H120ZM131 67V68H130ZM116 70H115V69ZM138 68V69H137ZM152 68V69H151ZM153 68H155V69H153ZM107 69H108V71H107ZM121 69V70H120ZM126 71H125V70ZM130 69V70H129ZM137 69V70H136ZM148 69H150V70H152V71H149ZM167 69V70H166ZM113 70H114V72H113ZM144 70V71H143ZM117 71V72H116ZM122 71V72H121ZM125 71V72H124ZM135 71V72H134ZM138 73H137V72ZM164 71V72H163ZM119 72V73H118ZM121 72V73H120ZM140 72H142L141 74H140ZM163 72V73H162ZM169 72H171L170 70H169ZM111 74H113V76L115 75V77H112L110 80H109V78L112 76ZM118 74V75H117ZM138 74V75H137ZM162 74V75H161ZM107 75H109V76H107ZM131 77H130V76ZM135 75H137L136 77H135ZM140 75V76H139ZM119 76V77H118ZM122 76H123V78H122ZM125 76H127V78H129V79H127ZM107 77H109V78H107ZM163 77V78H162ZM33 78H36V75H35V77L33 76ZM38 78V77H37ZM100 78V77H99ZM107 78V79H106ZM113 78H115V80L116 81H118V82H116V83H114L115 81H114V79ZM138 78H139V80H138ZM149 78V79H148ZM95 79V80H94ZM37 80V79H36ZM94 80V81H93ZM121 80V81H120ZM130 80V81H129ZM134 80V81H133ZM162 81H164L163 82V84H162ZM111 82H113V84L111 83ZM126 82V83H125ZM135 84H134V83ZM138 82V83H137ZM151 82V83H150ZM101 83V84H100ZM119 83V84H118ZM122 83H124V84H122ZM133 83V84H132ZM142 83V84H141ZM157 83V84H156ZM161 83V84H160ZM89 84V83H88ZM94 84V83H93ZM114 84H116V85H114ZM126 84V85H125ZM128 84V85H127ZM159 84V85H158ZM102 85V86H101ZM113 85V86H112ZM121 86L122 88H121V90H120V88H119V86ZM125 85V86H124ZM133 85V86H132ZM149 85V86H148ZM156 85V86H155ZM88 86V85H87ZM105 86H106V89H105ZM123 86H124V88H127V89H123ZM127 86V87H126ZM148 86V87H147ZM129 87V88H128ZM133 87V88H132ZM151 87V88H150ZM147 88V89H146ZM155 88V89H154ZM98 89V90H97ZM125 90V92H126V94H124L123 93V90ZM131 89V90H130ZM142 89V90H141ZM100 90V91H99ZM107 90V91H106ZM140 90H141V92H140ZM145 90V91H144ZM150 90V91H149ZM157 90H158V92H157ZM122 91V92H121ZM139 91V92H138ZM153 91V92H152ZM89 92H87L88 94H90ZM99 92V93H98ZM102 92V93H101ZM120 92H121V94H120ZM148 92V93H147ZM165 92V93H164ZM92 93H94V94H92ZM122 93H123V95H125L124 97L122 96ZM127 93H129V95H127ZM134 93V94H133ZM87 94V95H88ZM120 94V95H119ZM137 94H139V95H137ZM142 94V95H141ZM101 95H99V97H98V99L100 100V104L101 105H103V103H104V101H103V99H102V101H101V98H102V96ZM135 96V97H134ZM144 96V97H143ZM160 96V97H159ZM128 97V98H127ZM143 97V98H142ZM154 97V98H153ZM162 97V98H161ZM131 98V99H130ZM133 98V99H132ZM147 98V99H146ZM94 99V98H93ZM136 99V100H135ZM140 99V100H139ZM165 99H167V101H166V103H168L167 105H165L166 103L164 102L165 101ZM97 99L95 98V101H96ZM126 100V101H125ZM147 100V101H146ZM91 102H93V106H94V103L95 104H97L96 102H94V101H91ZM125 102V103H124ZM163 102H164V105L165 106H163ZM124 103V104H123ZM90 104V103H89ZM132 104V105H131ZM144 104V105H143ZM69 106H71L72 108L74 107V108H76L74 105H69ZM103 106H105V104L103 105ZM142 106V107H141ZM146 106V107H145ZM107 107H108V110H110L109 112H108V110H107ZM129 107H130V109H129ZM78 108V107H77ZM124 108V109H123ZM94 109L95 110H97V112H95L94 111ZM78 110V109H77ZM80 110V111H81ZM91 110V111H90ZM101 110V111H100ZM126 110V111H125ZM74 111V110H73ZM82 111V112H83ZM87 111H88V113H87ZM93 111L95 112L94 114H93ZM111 111H112V113H111ZM120 111V112H119ZM160 111H162L161 113H160ZM102 112V113H101ZM105 112V113H104ZM117 112V113H116ZM122 112V113H121ZM140 112V115L138 114ZM100 113V114H99ZM159 113H160V115H159ZM99 114V115H98ZM119 114V115H118ZM122 114V115H121ZM126 114H127V116H126ZM112 115V116H111ZM117 115V116H116ZM134 115H135V117H134ZM138 115H139V117H138ZM88 116V117H89ZM103 116H105V117H103ZM161 116V117H160ZM109 117V118H108ZM113 117V118H112ZM117 117V119L115 120V118ZM128 117H129V120H127L128 119ZM91 118V119H92ZM106 119V121L105 120H102V119ZM112 119H114V120H112ZM137 119V120H136ZM112 120V121H111ZM121 120H122V122H121ZM86 121V120H85ZM99 121V122H98ZM119 121V122H118ZM135 123H134V122ZM153 121H154V123H153ZM63 122H68V121H63ZM107 122V123H106ZM70 123V122H69ZM72 123H75V122H71L70 123V125L72 124ZM106 123V125H108V126H106V125H104L103 126V124H105ZM121 123H123V124H121ZM134 123V124H133ZM147 123V124H146ZM96 124H98L97 126H96ZM110 124V125H109ZM117 124V125H116ZM133 124V125H132ZM73 125V127L75 128V126H74V124H72ZM85 125V126H84ZM101 125V126H100ZM78 126V125H77ZM110 126H111V129H110ZM150 126V127H149ZM72 127V128H73ZM97 127V128H96ZM121 127V128H120ZM146 127H148V128H146ZM156 127V128H157ZM73 128V129H74ZM95 128V129H94ZM100 128H102V130H99ZM115 128H116V130H115ZM133 128V129H132ZM145 128V129H144ZM156 128H154L155 130H156ZM97 129V130H96ZM107 129V130H106ZM110 129V130H109ZM94 130V131H93ZM129 130V131H128ZM149 131V133H150V136H148L149 135V133H148V131ZM151 130V131H150ZM164 130V131H163ZM100 131H102L101 133H100ZM117 131V132H116ZM123 131V133H121ZM143 131H146V132H143ZM111 132H113V133H111ZM115 132V133H114ZM103 133V134H102ZM105 133H107V134H105ZM119 133H120V135H119ZM145 133H147V134H145ZM84 134V133H83ZM88 134H90V135H88ZM114 134H115V136L117 137H114ZM143 134H145V135H143ZM164 134H165V136H164ZM167 134V135H166ZM101 135H102V138H101ZM118 135L120 136V137H118ZM122 135V136H121ZM147 135V136H146ZM104 136V137H103ZM139 136H141V137H139ZM142 136H144V138H142ZM68 137H69V139H68ZM87 137V138H88ZM108 137H109V139H108ZM114 137V138H113ZM135 137V140L133 139ZM139 137V138H138ZM148 137V138H147ZM105 140H104V139ZM116 138V139H115ZM124 138V139H123ZM141 138V139H140ZM63 139H64V141H63ZM70 139H73V140H70ZM84 139V140H83ZM100 139V140H99ZM115 139V140H114ZM118 139V140H117ZM131 139H132V142L131 143H133V144H135V142H136V140H137V144H135L134 146L130 143V141H131ZM143 139V140H142ZM104 140V141H103ZM139 140V141H138ZM145 140H146V142H145ZM68 141H72V142H68ZM107 141V142H106ZM115 141V142H114ZM62 142H60V143H62ZM84 142V143H83ZM104 142V143H103ZM108 142H110V144L108 143ZM123 142V143H122ZM128 142L131 144H128ZM141 142H142V144H141ZM161 142V141H160ZM101 143V144H100ZM118 143V144H117ZM145 143V144H144ZM148 143H150V144H148ZM77 144V145H76ZM84 144V145H83ZM109 144V145H108ZM124 144H128V146L126 147H124L123 148V145ZM158 144V143H157ZM65 145H64V147H65ZM88 145V146H87ZM107 145L109 146V147H107ZM117 145V146H116ZM120 145V146H119ZM71 146L69 147V146H67V147H69L70 149H71ZM87 148H86V147ZM100 146V147H99ZM122 146V147H121ZM131 146H133V147H131ZM94 147V148H93ZM101 147H102V149H101ZM119 147H121L122 149H120ZM143 147V148H142ZM85 148V149H84ZM97 148V149H96ZM109 148H110V150H109ZM74 149H77V148H74ZM109 150V152H108V150ZM120 149V150H119ZM130 149V150H131ZM106 150V151H105ZM117 150H119V151H117ZM127 150V151H126ZM135 150H132L133 151V154H134V152H135ZM71 151H77V150H72L71 149ZM121 151V152H120ZM126 151V152H125ZM105 152V153H104ZM115 152V153H114ZM118 152H119V154H118ZM122 152H125V156H123V154H122ZM76 153V152H75ZM106 153H107V155H106ZM111 153V154H110ZM112 153H114V154H112ZM116 153L118 154V155H116ZM121 153V154H120ZM130 153H132V152H130ZM130 153L128 154V155H130ZM138 153L136 152L135 154L136 155H138ZM97 154V155H96ZM100 154H102V155H100ZM109 154H110V156H109ZM99 155H100V157H99ZM113 155H116V156H114V158H112L113 157ZM103 156V157H102ZM108 156H109V158H108ZM117 156H120V161L121 162H119V164H117L116 165V163H117V161L119 160L118 158H117ZM131 156V155H130ZM96 159H94V158ZM96 157H98V158H96ZM111 157V158H110ZM115 157H116V159H115ZM124 157V158H123ZM129 157V156H128ZM92 158V159H91ZM131 158H133V155H132V157ZM101 159V160H100ZM102 159H103V161L105 162V164H104V162L102 161ZM108 159V160H107ZM90 160H92V163H91V161ZM97 160H98V162H97ZM100 160V161H99ZM132 160V159H131ZM187 160V159H186ZM111 161H113V164L115 163V167L113 166V164L111 165ZM130 161V160H129ZM101 162H103L102 163V166L100 165V163ZM110 162V163H109ZM92 164V166H91V164ZM96 163H98V164H96ZM86 164V165H85ZM103 164H104V168H102L103 167ZM85 165V166H84ZM95 165H96V167H95ZM98 165V166H97ZM107 165V166H106ZM110 165V166H109ZM89 166V167H88ZM91 167V168H90ZM108 167H109V169H108ZM89 168V169H88ZM98 168V169H97ZM103 170H102V169ZM113 168L115 169L116 168V170L115 171H113L114 173H112V170H113ZM123 168V167H122ZM91 169V170H90ZM100 169V171H101V174H100V172H97L98 170ZM126 169V168H125ZM124 169V170H125ZM74 170L76 171V172H74ZM87 170H88V172H87ZM94 170V171H93ZM105 170H106V172H105ZM122 169H120V172H122V171H124V170H122ZM126 170H128V169H126ZM125 170V171H126ZM130 170V169H129ZM81 171V172H80ZM83 171V172H82ZM85 171V172H84ZM169 171V172H170ZM87 172V173H86ZM92 172V173H91ZM110 172V173H109ZM129 172V171H128ZM167 172V171H166ZM177 172V173H176ZM88 173H89V175H88ZM111 173L113 174V175H111ZM116 173H119V171L118 172H116ZM124 173V172H123ZM122 173V174H123ZM186 173V174H185ZM70 174V172L68 173V175ZM72 174V173H71ZM70 174V175H71ZM83 174V175H82ZM99 174H100V176H99ZM121 173H119V175H120ZM127 174H131V172L130 173H127ZM137 175H139L138 173H136ZM141 174V176H142V173H140ZM168 174V173H167ZM191 174V173H190ZM72 175H74V174H72ZM99 177H98V176ZM111 175V176H110ZM118 175V174H117ZM175 175V176H176ZM185 175H187V176H189V177H187L188 179L186 180V176ZM95 176H97V178L95 177ZM108 176H110V177H112L111 178V181H107V180H110V177H108ZM122 175H120V177L119 178H121L122 179V177H121ZM124 176H125V174H124ZM132 176L133 175H131L130 177H131V179H132ZM140 176V175H139ZM163 176H165V175H163ZM169 176V175H168ZM91 177L93 178L94 177V183H93V180H92V183L90 184V182L91 181H89L88 183H85L86 181H87V179L88 180H91ZM134 177V176H133ZM86 179V181L84 180V179ZM96 178V179H95ZM142 178V179H143ZM84 180V181H80V180ZM123 179H125L124 177H123ZM130 179V178H129ZM137 179V178H136ZM140 179V178H139ZM141 179V180H142ZM66 180V181H67ZM97 180V181H96ZM117 180V181H116ZM133 180V179H132ZM153 180H154V178H153ZM178 180V181H177ZM187 182H186V181ZM119 181H121V182H119ZM82 182H84L83 184L84 185H82ZM98 182V183H97ZM110 184H109V183ZM125 183V185H124V183ZM153 182H155V183H153ZM170 182H173V187H175L174 185H176V188L178 187V183L177 182H179V185L180 186H183L184 184H186V183H189V184H187V185H185V187L183 186V188H186L187 189V191H186V189L184 190V191H181L180 189V192L176 189V190H172V189H170L171 188V186L172 185H169L170 187H168V186H166V185H168L167 183H170ZM79 183V184H78ZM116 183V184H115ZM141 183V184H140ZM166 185H165V184ZM176 183V184H175ZM69 184H71V185H69ZM87 185V187L89 188V189H87L86 187H84V186H86ZM123 184V185H122ZM153 184H155V186L153 185ZM81 185V186H80ZM93 185H94V187H93ZM136 185L140 188H136ZM142 185H144V187L146 188V189H144V187H143V189L145 190V192H143V190H142ZM81 188H83V193L81 192L80 194H78L77 193V189L78 190H80V187ZM117 186V187H116ZM148 186V187H147ZM132 187H135L136 188V190L135 189H132ZM157 187H160V190H159V188H157ZM168 187V188H167ZM63 189H65V187H62ZM68 188H66L65 190L66 191H69L68 190ZM151 188H153L154 190L156 189L157 191H160V192H155V191H153L152 192V190L153 189H151ZM189 188V189H188ZM112 189H114V190H116V191H113ZM54 190H56V189H54ZM60 190H61V188H60ZM82 190V189H81ZM87 190V191H86ZM112 190V191H111ZM132 190V191H131ZM139 190V191H138ZM111 191V192H110ZM134 191H136V192H134ZM90 192H91V194H90ZM149 192H152V193H154L153 195H152V193H151V195L152 196H154L155 195V193H156V195H155V197L157 196V193L159 194L156 198H158V199H156L155 197L153 198L151 195H150V193ZM162 192V193H161ZM183 192V193H182ZM53 193H55V192H53ZM67 193V192H66ZM109 193V194H108ZM149 193V194H148ZM180 193V194H179ZM186 193V194H185ZM56 194H58V190H56ZM59 197H62L63 196V198H65V197H67L68 196V194L66 195V194H64V191H61V193L59 192ZM96 195V196H95ZM148 195H150V197L152 198V200H148ZM161 195V196H160ZM95 197V199H93V198H91V197ZM117 198H116V197ZM142 197V198H141ZM146 197H147V199H146ZM150 197H149V199H150ZM90 198L92 199V201L90 200ZM145 198V199H144ZM161 198V200H159ZM166 198V199H165ZM66 199V198H65ZM77 199V198H76ZM102 199V200H101ZM169 199V200H168ZM48 200V199H47ZM47 200H45V202L47 201ZM64 200V199H63ZM110 200H111V203H110V206H109V202H110ZM142 200V201H141ZM149 202H148V201ZM113 201V202H112ZM128 203H126V202ZM158 201H160V202H158ZM164 201H163V203H164ZM44 202V203H45ZM103 202V203H102ZM115 202V203H114ZM125 202V203H124ZM144 202V203H143ZM146 202V203H145ZM100 203V204H99ZM142 203V204H141ZM160 204V205H157V204ZM114 204V206H115V204H116V206H115V209L113 208L114 206H112ZM129 204H132L133 206H136L135 208L137 209V210H135V209H133V207H132V209L130 210V211H133V212H135V213H137V219H135L134 218V216H132V214L129 212V215H130V220H131V218H133V220L132 221H130V224L131 223H135V225H136V227H133L134 225L132 224V228H130L131 229V231L128 229V231H129V233H131V234H129V233H127L128 231L126 230V229H124V231L126 230L127 232H126V235H125V238H124V233H122L121 234V232L119 231V228H122L121 229V231L123 230V227H121V226H118L119 228L118 229H116V226L114 227L113 225L115 224V225H117L119 222V220H117L116 222H118V223H114L113 222V220H115V219H112V217H113V215L114 216H116V215H118V213H119V209H117L116 207L117 206H119V208H121V209H123V210H129V208L128 207H131L132 205H129ZM155 204V205H154ZM73 205V204H72ZM84 205H85V207H84ZM87 205H89V207L87 208ZM151 205H153V206H151ZM147 206H148V208H149V210H148V208H147ZM156 206V207H155ZM163 206V205H162ZM82 207V206H81ZM109 207V208H108ZM110 207H112V208H110ZM78 208V207H77ZM124 208H127V209H124ZM138 208H140L142 211L143 210H145V209H147L146 211H143V212H140L139 213V211H141V210H138ZM79 209V208H78ZM95 211H94V210ZM97 209V210H96ZM111 209H114L115 211H114V213H117L116 215L112 212V210ZM117 209V210H116ZM75 210H77V209H75ZM74 210V211H75ZM109 211H110V213H111V216L112 217H110V213H109ZM126 211H125V213H126ZM132 212V213H133ZM95 213V214H94ZM106 213V214H105ZM120 213H122V211H120ZM134 213V214H135ZM140 215H139V214ZM141 213H143V215L141 214ZM81 214V215H80ZM83 214V215H82ZM124 214V212L122 213V215ZM104 215V216H103ZM109 215V216H108ZM127 215V214H126ZM142 215V216H141ZM69 216V215H68ZM95 216H97L96 218H95ZM102 216V217H101ZM107 216H108V218H107ZM119 216V215H118ZM121 216V215H120ZM119 216V217H120ZM139 216H141L143 219L142 220H144V222L143 221H141V220H139L138 221V217ZM147 216V215H146ZM105 217H106V219H105ZM122 217V220H123V218L125 217L124 215L123 216H121ZM140 217V218H141ZM113 218H115V217H113ZM116 218H118V217H116ZM127 218V219H126ZM126 218H124L125 219V223H123V222H121V224L120 225H122V223H123V226H128V221L127 220H129V218H128V215H127V217ZM98 219V220H97ZM134 219H135V221H134ZM103 220V221H102ZM104 220H105V222H104ZM109 220V221H108ZM121 220V221H122ZM146 220H147V217H146ZM93 221V222H92ZM95 221V222H94ZM124 221V220H123ZM134 221V222H133ZM137 221V222H136ZM141 221V222H140ZM103 222V223H102ZM113 222V223H112ZM141 223L142 224V226L140 225H138V223ZM144 224H143V223ZM95 223H97V226L95 227V229H91V227L92 228H94L93 226H94V224ZM105 223L106 224H108V227H111V228H113V234L115 233V231L116 230H118L119 232H120V234H119V232H118V234L117 233H115L114 235H116L117 234V236H114V237H112V233L110 232V234L111 235H109V237L107 236L106 237V235H107V233H106V235L105 234H99V236H98V234L97 233H99V232H101V231H105V232H107L108 230H110V228L108 229H105ZM91 224V225H90ZM99 224H101V225H103L104 226V229L102 230V228L103 227H101V225L99 226ZM130 224H129V226H130ZM96 225V224H95ZM79 226V227H78ZM127 226L126 227H124V228H127ZM90 227V228H89ZM99 227V228H98ZM79 228V229H78ZM90 229H91V231H90ZM134 229V230H135ZM101 230V231H100ZM112 230V229H111ZM81 231V232H80ZM90 231V232H89ZM93 231H95V232H93ZM99 231V232H98ZM71 232H72V234H71ZM91 232H92V234H91ZM97 232V233H96ZM103 232H101V233H103ZM104 232V233H105ZM117 232V231H116ZM133 232V233H132ZM81 233V234H80ZM84 233V234H83ZM96 233V234H95ZM108 233H109V231H108ZM71 234V235H70ZM87 234V235H86ZM135 235V234H134ZM133 235V236H134ZM88 236V237H87ZM90 236H92V237H94V238H90ZM97 237V239H99V238H104L105 239V243H104V245H103V242H102V245L100 244V246L98 245V243L99 242H96L95 240H97L96 239V237ZM105 236V237H104ZM52 238V237H51ZM61 238V240H62V237H60ZM60 238H59V244H60ZM85 238V240L88 238V240H86V241H84L83 239ZM102 238V239H103ZM114 238V239H113ZM120 238V239H119ZM121 238H122V240H121ZM127 238V239H126ZM81 239V240H80ZM92 239V241H89V240H91ZM103 239V240H104ZM119 239V240H118ZM123 239H125L124 241H123ZM80 240V241H79ZM71 241H73V242H71ZM89 241V242H88ZM100 241H102L101 239H100ZM116 241V242H117ZM79 242L80 243H82V244H80V245H77V244H79ZM86 242V243H85ZM88 242V243H87ZM94 242H96L97 244V246H95V243ZM121 242H117L116 243V245L117 244H120ZM94 244V246H92V248H91V246H89V245H92V244ZM56 244H57V246H56ZM87 244H89V245H87ZM108 244V243H107ZM169 244V243H168ZM70 245V246H69ZM164 245H166V242H165V244H163L162 246L164 247ZM76 246V247H75ZM88 246V247H87ZM100 247V248H102V250L103 249H105V250H103V253L104 254H102V251H101V249L99 248V249H97V247ZM107 246V245H106ZM105 246V247H106ZM171 246H173V245H170V247ZM79 247H80V249H81V247H83V248H86V250H87V252H88V254H89V252H91L92 251V249H93V254H94V252H96L97 250H99L100 251V253H101V256H100V253H99V255L97 254V252L95 253V254H97V255H94L93 257H92V253H90L89 254V256H88V254H83V255H78L79 254ZM94 247V248H93ZM165 247H169V245L168 246H165ZM164 247V248H165ZM169 247V248H170ZM174 247H175V245H174ZM64 250H63V249ZM169 248H168V253L170 252L169 251ZM171 248H173V247H171ZM170 248V250H171V252H172V249ZM51 249V250H52ZM66 249V250H65ZM91 249V250H90ZM96 251H95V250ZM113 249L115 250L114 252H113ZM162 250V248H159V250ZM166 249V248H165ZM58 250V251H57ZM75 250V251H74ZM78 250V251H77ZM112 250V251H111ZM158 250V249H157ZM161 250L159 251L160 252V254H161ZM174 250V249H173ZM61 251V252H60ZM68 251V252H67ZM71 251H74V252H71ZM105 251H110L109 253L108 252H105ZM153 251V250H152ZM164 252L166 251V253H167V249L166 250H163ZM65 254H64V253ZM78 252V253H77ZM111 252H113V253H111ZM155 252V253H154ZM154 252L151 254V257H152V255L153 254H155L154 255V257H153V259L154 260H158V256L157 255H159V252H157L156 251V249L154 250ZM157 252V253H156ZM74 253V254H73ZM166 253L164 254V256H166ZM168 253H167V255H168ZM60 254V255H59ZM70 254V255H69ZM171 255H172V253H170ZM65 255H67V256H65ZM84 255H85V257H84ZM59 256H60V259H59ZM68 256H70L69 258H67ZM81 256H83V257H81ZM98 256H100V257H98ZM104 256V257H103ZM117 256H118V260H117ZM163 255H161V257H160V260L159 261H163V257H164ZM156 257V258H155ZM167 257H170L169 255L167 256ZM63 258V259H62ZM73 260H72V259ZM89 258H92V259H96V261H92V259L90 260ZM116 259V260H113V259ZM171 258V257H170ZM169 258V261L170 262H172L173 261V259H172V261H171V259ZM56 259V260H55ZM106 259V260H105ZM168 259V258H167ZM72 260V261H71ZM89 260V261H88ZM100 260V261H99ZM103 260V261H102ZM88 261V262H87ZM107 261V262H106ZM111 261H113L112 263H111ZM116 261V262H115ZM164 261H166V258H165V260ZM66 262V263H65ZM170 262H168V263H170ZM174 262V261H173ZM162 263V262H161ZM164 263H166V262H164ZM127 264V263H126ZM171 264H176V261L174 262V263H171Z\"/></svg>","mask_w":264,"mask_h":264}]
</instances>
